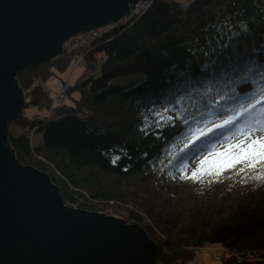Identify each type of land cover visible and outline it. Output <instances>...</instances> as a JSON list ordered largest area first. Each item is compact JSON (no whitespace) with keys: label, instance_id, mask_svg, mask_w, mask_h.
Returning <instances> with one entry per match:
<instances>
[{"label":"trees","instance_id":"obj_1","mask_svg":"<svg viewBox=\"0 0 264 264\" xmlns=\"http://www.w3.org/2000/svg\"><path fill=\"white\" fill-rule=\"evenodd\" d=\"M226 20L234 26L244 21L249 33L223 56H205L206 37L226 30ZM94 45L56 121L23 112L15 122L43 133L35 150L26 136L9 133L17 158L34 161L43 172L49 168L35 158L53 165L62 180L52 179L69 206L88 209L86 195L143 212L149 226L132 212L126 219L158 244L154 264L192 260L188 248L208 243L261 253L243 263L225 256L223 264H264V162L238 164L219 177L207 174L209 168H189L227 128L201 136L193 148L197 131L264 91V0H194L187 6L155 0L140 18ZM71 62L65 56L20 72L26 107L47 108L43 83ZM134 74L144 79L125 89L111 85ZM81 114L88 119L76 117Z\"/></svg>","mask_w":264,"mask_h":264},{"label":"water","instance_id":"obj_2","mask_svg":"<svg viewBox=\"0 0 264 264\" xmlns=\"http://www.w3.org/2000/svg\"><path fill=\"white\" fill-rule=\"evenodd\" d=\"M140 0H0V264H153L138 225L66 205L49 176L17 159L9 124L26 107L20 72L79 33L126 17Z\"/></svg>","mask_w":264,"mask_h":264},{"label":"rangeland","instance_id":"obj_3","mask_svg":"<svg viewBox=\"0 0 264 264\" xmlns=\"http://www.w3.org/2000/svg\"><path fill=\"white\" fill-rule=\"evenodd\" d=\"M151 1L152 0H141L139 2V5H137V6H140V8L136 7V4L138 3L137 2L134 5V7L131 9L130 15H127L126 17L120 19L117 22H114V23L107 25L108 27L107 26L101 27L100 30L102 31V33L105 32V30H108L110 33V32L115 31L118 27L123 26L124 24L127 25V24L131 23L132 20H134V21L137 20L138 18H140L143 15V13L147 12V10L151 7ZM166 1H168V2L179 1L183 4V6H187L189 3L193 2L194 0H166ZM132 10H133V12H132ZM88 32H85L86 35L88 34ZM81 34H84V33H79L75 37H72L71 39L67 40L64 43L65 46H64V50H62V53L59 56L55 57L53 60L49 61V62H55L64 56L71 57V60H72L71 65L68 68V70H66L63 73L54 72V74L43 83L45 89L48 91V96L50 98L49 106L47 108H41V109H37L34 106L25 107V110H24L25 117H27L29 119H33V120L36 119L37 117L38 118H44L45 122H47V123L53 122V121L57 120V117L55 115L57 108H59L60 106H63L66 103L70 104V101L68 100L69 96L72 94V93H70V90H72V86L75 84L76 80L78 79V76H80V74L82 73V69H84V67H85V58L82 54H87L88 49H90V47L88 46L89 43L86 44L85 41L80 42L77 45V48L75 47V45L77 44L76 43V37L81 35ZM105 35H107V34H105ZM103 36L98 37L97 38L98 40H96V41L98 42L100 40V38ZM85 38H87V36H85ZM92 38H93V36L88 37L89 42L92 41ZM92 42H95V41H92ZM68 43H70V44L72 43L73 48H70ZM73 63H74L73 66H76L78 69L81 68V70H77L76 74L71 79L70 78V73H71L70 70L72 68H75L72 66ZM143 79H144L143 74H134V75H130L126 78H119L117 80H114L111 83V85L118 87V88H121V89H125V88H127L133 84H136V83L142 81ZM76 96H78V94L74 93V97H76ZM25 99H26V97H25ZM241 113H244V116L242 118H240L239 122L236 124L235 131L233 133H231L230 135L225 136L224 133L228 132V129H225L222 136L218 137L216 142L209 145L207 151H203L199 156H197V158L194 161L191 162L190 167H189L190 170L193 171V170L197 169L198 167L209 168L208 164L201 166V163H200L201 160H204L205 157H208L209 160L215 159L216 158L215 153L229 151L230 146L238 145V144H240V141H242V140L245 141V145H246L249 141H247L245 139V136L242 135V133H246L253 126H259L260 128H264V91L261 92L260 94H258L256 97H253L252 99H250L248 101V103L246 102L245 104H242L239 107V109L236 110L234 113L227 114L226 116H222L221 118L214 117L215 118V119H213L214 121H212L209 125H207V127L200 128L199 131H197V133H199L200 137H201L202 132L207 133L209 128L215 129L216 124H222L223 121L225 119H228L230 116L233 117L234 120H236L238 117H240ZM76 117L83 119V120H86V119H88L89 115L88 114L76 115ZM15 122L16 121L10 122L9 133L13 134L16 137L26 136L29 139L32 150H35L37 147L41 146V144L43 142V133L38 132V130H39L38 126L31 128V130H29V129H27V127L24 128L22 125H19ZM261 135H264V132H255L253 135V138L259 137ZM231 150L233 152L237 151V149L234 147ZM35 160L42 163L47 168H49L44 173L49 176L50 180L52 181V183L54 185H56L55 184L56 182H54V179H52L53 177L60 180V181L62 180L60 172L53 165L49 164L48 161H46L45 159H43L41 157L35 158ZM20 162L24 166H30V167H33V168L41 171L39 168H37L36 164L32 160H30V161L26 160L25 162H22V161H20ZM41 172H43V171H41ZM80 194L83 195L82 192ZM82 199L84 200V202H86V203L88 202V204H89L88 209L87 208H81L78 206L73 207V206H69L68 204H66V205L71 207V208H74V209L94 212V213H98V214H105V215L110 216V217L121 219V220L125 221L127 224H129V223L127 222L126 217L128 216V214H130L132 212V213L140 215L143 218V221L145 222V224H147L148 226L151 224L150 223L151 220L149 219V217L145 216V214L143 212H139V210H137L136 208H134L131 204H128L127 202H122V201L116 202L115 200H106V201L104 200V202L103 201H99V202L97 201L96 202V201H93L92 198H90L89 196H86V195H84V197ZM92 204L94 205V207ZM139 226L145 230V228L143 226H141V225H139ZM156 235H157L156 237L163 238V236L158 234V233ZM154 242L156 243V241H154ZM203 245H205V244H203ZM203 245H201L199 247L188 248L191 251H194V253H195L192 260L180 261V262L178 261L177 264H223V259L222 260H216L215 255L213 254V252H211V250H207V252L205 254H202L201 247ZM248 251H252V250H248ZM248 251H246V252H248ZM240 253H245V251L244 252L240 251ZM260 254H257V256H255V258L252 260L248 259L247 255H246V258L244 256H242V258L244 260H242L241 262H239V261H237V262L243 263V262L256 261L257 258H259ZM227 257H231V256H227Z\"/></svg>","mask_w":264,"mask_h":264},{"label":"snow or ice","instance_id":"obj_4","mask_svg":"<svg viewBox=\"0 0 264 264\" xmlns=\"http://www.w3.org/2000/svg\"><path fill=\"white\" fill-rule=\"evenodd\" d=\"M234 27H239L240 31H235ZM223 28L226 30L217 29V35L213 37H206V47L209 51H205L203 54L205 56H216L217 58L224 55L229 47H232V41L239 39L242 35L247 36L249 29L247 24L244 21H239L236 26L229 23L227 20L223 22ZM215 40L216 44L213 45L212 41ZM199 66H197V71ZM244 116V113L240 114L236 120L233 117L225 119L222 124H216L215 129L209 128L207 133H201L202 136H207L216 129H228V132L224 133L225 136L230 135L236 129V124L239 122L240 118ZM255 132H264V128L259 126H253L246 133H242L245 136V139L249 141L245 145V141H240V144L235 146H230L229 151L226 152H217L215 153V159L209 160L208 157H205L204 160H201V166L208 164L209 170L207 174L216 175L219 177L222 173L228 169L235 168L238 164L247 163L251 166L257 160L264 162V135L253 138ZM200 136H197L195 140L192 141L191 147H195L199 142ZM188 147V146H186ZM236 148L237 151L233 152L231 149ZM207 151V147L203 150ZM196 157L194 156L193 159ZM179 159V157H178ZM214 170V171H213ZM239 171L243 172L244 168L241 167ZM193 179L197 178V173L194 171L192 173Z\"/></svg>","mask_w":264,"mask_h":264},{"label":"built area","instance_id":"obj_5","mask_svg":"<svg viewBox=\"0 0 264 264\" xmlns=\"http://www.w3.org/2000/svg\"><path fill=\"white\" fill-rule=\"evenodd\" d=\"M136 7L140 8V6H137ZM136 9V8H135ZM134 9V10H135ZM133 12V10H132ZM141 12V11H140ZM137 14V13H136ZM109 31L108 30H105V32L102 33V31H98L96 30V32L93 33L92 35V32H88V34L86 35V33L84 34H81L79 36L76 37V45L75 47L77 48V45L82 42V41H85V43H90L89 40H88V37L90 36H93L92 38V41L96 40V38L100 37V36H103L105 34H108ZM85 36H87V38H85ZM91 41V42H92ZM70 48H73V45L72 43H68ZM88 46H90V44H88ZM209 248L212 250L213 254L215 255V259L216 260H222L225 256H231L232 258H234L235 260L241 262L242 260H244L242 258V256H244L246 258V255L248 256V259L252 260L255 258V256H257L258 253H256L255 251H248V252H245V253H238V252H235L233 250H230L229 248H226L225 246H221V245H203L201 247V252L205 251L206 248ZM219 252V253H218Z\"/></svg>","mask_w":264,"mask_h":264},{"label":"bare ground","instance_id":"obj_6","mask_svg":"<svg viewBox=\"0 0 264 264\" xmlns=\"http://www.w3.org/2000/svg\"><path fill=\"white\" fill-rule=\"evenodd\" d=\"M141 1V0H140ZM139 1V2H140ZM155 0H152L151 1V5H152V3L154 2ZM139 2L136 4V5H139ZM131 14V11H130V13L128 14V15H130ZM144 14V13H143ZM132 21H134V20H132ZM132 23V22H131ZM123 26H125V24L123 25ZM108 27V26H107ZM101 28V27H100ZM100 28H96V29H93V30H90L89 32H92V35H93V33L94 32H96V30H98V31H101L100 30ZM106 35H104L103 37H105ZM103 37H101L100 38V40L103 38ZM96 40H98L97 38H96ZM96 40H94L95 42H90L89 44H90V49H88V52L87 53H89L90 51H92V50H94V48H95V43H96ZM64 46H65V44L63 45V50H64ZM94 46V47H93ZM81 49V48H80ZM83 56H84V58H85V55L86 54H82ZM65 57V56H64ZM74 65V63L72 64V66ZM40 66V65H39ZM73 67H75V68H72L70 71H71V73H70V78L72 79L73 78V76L76 74V72H77V70H81V68H77L76 66H73ZM18 83H19V81H18ZM19 86L21 87V85H20V83H19ZM21 89H22V87H21ZM23 90V89H22ZM25 110V109H24ZM24 110H23V112H24ZM22 112V113H23ZM81 115H86V114H81ZM27 129H29V130H31V128H29V127H27ZM208 149V148H207ZM125 222V221H124ZM130 224V223H129ZM133 225H137V224H133ZM139 226V225H138ZM148 234V233H147ZM149 236V235H148ZM150 240H152L151 238H150ZM153 241V240H152ZM154 242V241H153ZM155 243V242H154ZM207 245V244H206ZM208 245H210L209 243H208ZM207 250H211V249H209L208 247L205 249V251H203L202 252V254H205L206 252H207ZM230 250H232V249H230ZM233 251H235V252H238V253H240V251H238V250H236V249H234ZM211 252H212V250H211ZM237 261V260H236Z\"/></svg>","mask_w":264,"mask_h":264}]
</instances>
